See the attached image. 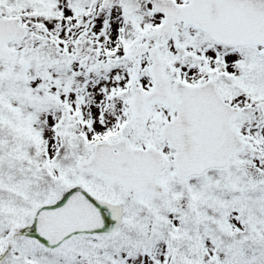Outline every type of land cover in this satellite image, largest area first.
<instances>
[{"label":"snow or ice","instance_id":"obj_1","mask_svg":"<svg viewBox=\"0 0 264 264\" xmlns=\"http://www.w3.org/2000/svg\"><path fill=\"white\" fill-rule=\"evenodd\" d=\"M0 264H264V0H0Z\"/></svg>","mask_w":264,"mask_h":264}]
</instances>
